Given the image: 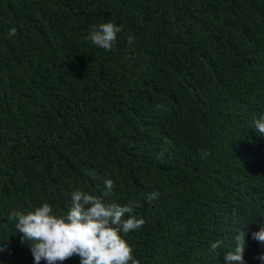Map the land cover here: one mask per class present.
<instances>
[{"label":"trees","instance_id":"trees-1","mask_svg":"<svg viewBox=\"0 0 264 264\" xmlns=\"http://www.w3.org/2000/svg\"><path fill=\"white\" fill-rule=\"evenodd\" d=\"M106 22L110 51L87 39ZM261 116L264 0H0V264H35L11 212L76 189L140 202L139 264H228L241 231L264 264Z\"/></svg>","mask_w":264,"mask_h":264},{"label":"clouds","instance_id":"clouds-1","mask_svg":"<svg viewBox=\"0 0 264 264\" xmlns=\"http://www.w3.org/2000/svg\"><path fill=\"white\" fill-rule=\"evenodd\" d=\"M123 26L113 22L92 26L87 39L93 45L104 50H113L118 34ZM17 29L11 27L9 36H15ZM131 45L133 38L128 37ZM253 129L264 136V116L254 120ZM208 153H202L207 156ZM106 194L112 192L114 181H104ZM160 193L153 191L146 195L151 204L159 198ZM138 200H130L120 205L108 203L100 196L76 189L71 192V206L66 214H58L48 202L27 213L13 211L9 219L16 221L15 231L22 234L21 243L31 242V252L35 264L45 260L47 264H63L64 261L78 256L80 264H139L134 258L133 247L123 237L139 230L145 221L137 218L134 210L140 207ZM123 234V235H122ZM245 232L234 236V249L226 252L228 264H246ZM252 238L264 244V223L259 231L252 233ZM223 241L211 243L210 250L216 251ZM259 259L264 261V254Z\"/></svg>","mask_w":264,"mask_h":264}]
</instances>
